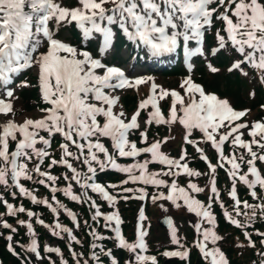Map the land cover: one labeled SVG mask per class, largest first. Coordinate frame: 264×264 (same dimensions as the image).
<instances>
[{
  "label": "snow or ice",
  "instance_id": "1",
  "mask_svg": "<svg viewBox=\"0 0 264 264\" xmlns=\"http://www.w3.org/2000/svg\"><path fill=\"white\" fill-rule=\"evenodd\" d=\"M215 22H222L223 27L214 33L217 43L209 54L215 56L221 50L234 51L240 59L234 60L228 71H239L247 76L244 66H251L259 70V82L264 84V0H76L75 6H65L59 0H0V116L3 117L0 119V185L15 188L33 204H42L49 208L56 214V223L46 225L42 219H37V223L50 228L51 234L61 239L62 233L67 234L69 240L77 244L80 241L72 229L59 223L58 209L64 210L76 228L80 227L78 218L57 200L55 193L62 192L71 201L86 204L91 212V220L99 224L102 219L103 227L115 234L113 239L116 241V248L131 254L125 264H158L156 255L144 254L148 251L145 210L143 207L138 210L135 239L129 242L122 235L120 225L123 221L119 210L103 212L101 205L88 195L89 191L107 202L110 208H115L120 200L133 198L140 201L148 198L153 202L169 201L177 209L186 207L187 211L200 218V222L194 226L197 233L194 243L203 259L209 261L210 258V264H230L226 254L218 246L208 248L209 242L217 245L223 239L214 230L216 217L212 212L214 202H218L222 209L225 208L220 200L216 173L218 168L226 171L231 180L229 196L234 202L233 210L236 215L247 217V222L241 223L225 210L223 214L229 223L246 229L251 226L257 210L264 217V202L250 204L246 200L241 201L236 188L239 181L247 186L253 199L264 201V197L258 196L255 190L257 186L264 189V176L256 166L257 161L264 162V119L254 121L251 125L240 122L250 113V109L236 110L228 99L206 93L202 85L192 80L191 75L184 78L180 85L184 92L182 95L175 89H165L158 85L151 76L140 75L132 78L120 67L106 65L102 59L85 50L87 42L98 35L99 56L106 55L113 46L115 32L118 30L136 49H146V55L158 57L175 51L178 46H182L186 58L205 55L201 45L206 31L215 27ZM73 24L81 33L84 47H77L56 38L62 26ZM191 41H195V47H189ZM45 44L46 50L40 52L39 49ZM133 59H138V56ZM207 66L211 72H218L211 63ZM33 69L38 77L41 99L48 106L39 109L42 113L39 118L25 116L22 121H17L11 102L17 98L12 85L20 74ZM187 69L189 73L193 70L190 62ZM141 85L148 86V95L139 101L137 109L129 117L122 106H119L120 97L117 92L124 89L138 90ZM30 86L27 80L16 85L17 88ZM250 96L254 97L255 92H251ZM168 98L170 107L168 116L165 117L160 102ZM149 107L152 111L148 112L144 124L151 126L179 123L184 129L183 142L191 145L200 159L206 162L208 173L190 168L186 160V149L181 150L178 158L163 153L160 149L162 143H167V137L163 141L156 140L148 144L147 128L141 130L138 118L141 111ZM260 107L264 109V104ZM197 130L201 133V140L192 138ZM241 130H247L251 139H242L244 132ZM135 131L139 132L141 143L147 146L138 147L135 141L129 139V135ZM57 135L64 141L59 145V159L48 150ZM102 138L110 139L111 152L102 142ZM201 141L210 144L215 150L216 164L211 162L200 147ZM10 142H14V149L10 147ZM226 143L233 149H243L247 158L243 154L237 155L235 151L225 155ZM37 144L42 147L38 148ZM254 147L259 151L254 150ZM72 148L76 151H72ZM141 154H150V158L136 160ZM46 158L50 160L48 170H42L41 166ZM117 158H132L135 162L121 165ZM34 159L36 163L30 169L28 165ZM73 161L81 162L86 167V172L74 167ZM152 163H159L164 167L159 171H149ZM242 164L247 165V172L243 174ZM225 165L229 167L225 168ZM55 166H62L71 172V176H63L68 182L64 188L54 186L59 177L50 170ZM109 169L125 174L126 178L120 184L105 185L97 182L98 171ZM33 173L42 177L34 182L49 187L53 193L55 207L47 199H38L21 183L22 179L33 181ZM181 175L209 177L207 187L211 194L206 204L193 195L205 192V187L198 186L190 179L185 187L180 186L177 179L169 182L162 178ZM249 176L253 179H249ZM73 181L82 190L80 194L73 192ZM129 184L150 185L158 191L150 195L145 187H126ZM161 188L167 191H159ZM110 189L117 191L114 193ZM128 193L136 195H126ZM11 195L15 198L16 192ZM0 203L5 206L8 216L26 213L31 219L36 215L22 205L15 207L3 196H0ZM241 205L244 209H251V213H242ZM160 207L163 208V205ZM3 215L0 213V217ZM17 223L26 226L28 234L33 237L26 251L42 261L44 257L35 238L33 224L25 220H18ZM204 223L210 227H203ZM84 224L89 227L88 235L93 238L90 256L84 259V254L74 251L69 244L75 264H81V261L89 264V260L92 264H104L102 257L107 258L109 264H120L113 249H106L102 243L95 242L108 237L99 234L95 227L89 226L87 220ZM0 225L11 233L18 231L7 220L0 219ZM168 225L170 242L176 249L165 250L161 255L187 260L190 250L181 242L171 219H168ZM257 234L262 237L261 245H264V232ZM243 235L247 246L254 248L255 241L252 236L247 231ZM6 240L9 242L8 251L19 257L20 253L11 243L13 235L9 234ZM44 251L60 256V264H68L59 247L45 246ZM259 255L264 257V252ZM48 259L50 264H55V261H51V256ZM25 264H28L27 259ZM261 264H264V259Z\"/></svg>",
  "mask_w": 264,
  "mask_h": 264
},
{
  "label": "trees",
  "instance_id": "2",
  "mask_svg": "<svg viewBox=\"0 0 264 264\" xmlns=\"http://www.w3.org/2000/svg\"><path fill=\"white\" fill-rule=\"evenodd\" d=\"M248 197V196H247ZM243 212L251 213V209H247ZM242 212V213H243ZM241 220L243 223L247 222V217L242 215ZM220 221V229L223 231L225 238L222 240V247L226 251V255L230 264H261V260L264 259L259 253L264 252V246L261 245V239L257 233L264 232V217H261L259 210H257V215L254 220L251 221V226L246 229L230 227L224 223L223 220ZM247 231L251 236L253 241H255V247H248L247 240L243 235V232ZM80 243L76 245V251L78 253L84 254V259H88L90 256V247H89V237L84 232L83 227L79 230ZM109 245H112L110 241H106ZM237 245H245L244 247H238ZM113 246V245H112ZM114 247V246H113ZM64 249V248H63ZM115 253L119 257L120 264H125V262L130 258L126 250L114 248ZM64 256H66L67 261L70 264H74V260L71 258V255L67 253L64 249ZM105 259V258H104ZM24 259L21 257L12 256L9 252L5 251L3 242L0 243V264H24ZM83 262V261H82ZM81 262V264H82ZM60 264V262H58ZM91 264V260H89ZM164 264V263H162ZM165 264H182L178 260H171ZM191 264H206L198 258V256L193 251L191 256Z\"/></svg>",
  "mask_w": 264,
  "mask_h": 264
},
{
  "label": "rangeland",
  "instance_id": "3",
  "mask_svg": "<svg viewBox=\"0 0 264 264\" xmlns=\"http://www.w3.org/2000/svg\"><path fill=\"white\" fill-rule=\"evenodd\" d=\"M59 2H62L65 6H75V4H76V0H59ZM87 45H89V44H87ZM46 47H47V45L45 44L42 47V51H45L46 50ZM230 51H232V50H230ZM225 54H227V53H225ZM222 57H223V60H224V64H226L229 61L228 58L226 56H222ZM121 60H123V56H121ZM246 68H251V70H252V79H248V80L244 81V84L246 85V87L247 88H252V87L258 86L260 88V90L262 92H264V84H261L259 82V76H260L259 70L254 69L251 66H244V70ZM194 69H196V66L195 65L193 66L192 73L194 72ZM234 72L236 74L240 73L239 71H234ZM166 79H168V78H166ZM160 81H162V79H160ZM19 83H16V85H18ZM161 84H162L161 86L163 88L166 87V85L163 82ZM16 85H12V87L15 89L14 95H15V97H17L15 99H12V101H11L12 104H13V108L14 109L18 108L19 107V104H21V102H22L21 98H19V95H18L20 93V91H21L22 88H17ZM220 85H222V84L220 83ZM219 91L222 92L221 89ZM230 104L232 105L233 103L230 102ZM256 112H257L256 109H252L250 111V113L247 115V117H248L249 120L250 119H253L252 122H254V120L255 121L261 120V119H254V117H256ZM40 115H42V114L39 113V110L38 109H32L31 110V108H29V111H24V112H22L19 115L18 114H15V117L14 118L16 119L19 116H23V118L25 116H29L31 118H34V117L39 118ZM0 118H1V116H0ZM23 118H21V119H23ZM243 132L245 134L246 131L243 130ZM169 144H170V141L169 140L167 141V143H162V145L164 146L165 149H168L169 148ZM155 216L152 217L153 220L156 218ZM172 221H173V225L177 229V234H178V236L180 238H182V236L185 237V235H187L188 233H191V234H194V235L197 234L196 231L193 230L192 221H191L190 217L186 214L185 211H182V213L176 214V216L174 214L173 217H172ZM153 223H154V221H153ZM203 227H210V226H208V224H207V226H203ZM151 232H152V234H153V236L155 238L158 237V238H160L162 240L159 243V245L157 243L158 247H160L164 243L168 244L169 246L174 247V245H172L171 242H170V230H169V228L167 230H162V229H159L157 227V225L154 223ZM47 246L56 247V242H54V241H50L49 242L48 241L47 242ZM42 257H43V255H42Z\"/></svg>",
  "mask_w": 264,
  "mask_h": 264
}]
</instances>
